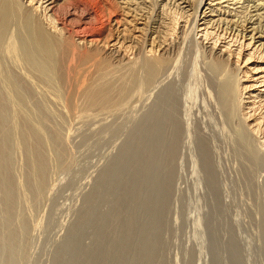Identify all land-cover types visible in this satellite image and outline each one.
I'll return each mask as SVG.
<instances>
[{"label":"bare ground","instance_id":"bare-ground-1","mask_svg":"<svg viewBox=\"0 0 264 264\" xmlns=\"http://www.w3.org/2000/svg\"><path fill=\"white\" fill-rule=\"evenodd\" d=\"M58 1L77 0H0L3 54L61 84L59 54L88 45L70 74L85 71L86 80L68 78L82 104L70 97L68 111L118 108L126 125L136 124L130 134L152 139L161 198L169 199L171 178L183 185L176 192L185 200V231L199 238L198 264H209L207 244L229 264H251L250 249L264 260V0H90L107 28L99 37L74 30L72 40L58 25Z\"/></svg>","mask_w":264,"mask_h":264},{"label":"rangeland","instance_id":"rangeland-1","mask_svg":"<svg viewBox=\"0 0 264 264\" xmlns=\"http://www.w3.org/2000/svg\"><path fill=\"white\" fill-rule=\"evenodd\" d=\"M58 3V25L64 35L74 30L94 37L104 34L107 22L95 14L92 1ZM70 47L59 54L61 84L34 72L25 61L14 62L0 50V73L6 76L0 77V264H198L193 245L199 238L192 239L191 230L186 229L184 196L176 192L179 181L174 184L172 176L170 197L161 198V185L153 177L152 139L130 134L136 124L126 125L127 115L118 108L96 111L78 106L82 99L75 95L73 78L84 82L87 73L70 75L71 67L79 65V58L90 47ZM74 89L76 97L71 95ZM70 97L80 110L69 107L68 111L65 100ZM15 106L22 115L14 113ZM139 109L146 110L138 106L137 112ZM207 245L209 264H229L219 260L226 254ZM240 249L244 250V244ZM258 251L250 249L251 264L264 263Z\"/></svg>","mask_w":264,"mask_h":264}]
</instances>
